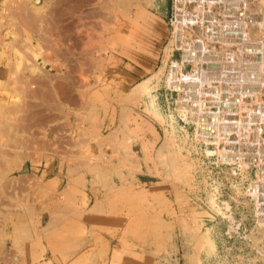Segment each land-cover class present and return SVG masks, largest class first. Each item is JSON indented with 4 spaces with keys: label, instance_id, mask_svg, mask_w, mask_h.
<instances>
[{
    "label": "rangeland",
    "instance_id": "rangeland-1",
    "mask_svg": "<svg viewBox=\"0 0 264 264\" xmlns=\"http://www.w3.org/2000/svg\"><path fill=\"white\" fill-rule=\"evenodd\" d=\"M36 1L0 0V191L6 177L46 180L58 170H82L90 205L112 177L117 200L107 203L119 213L93 215L102 224L70 240L64 254L55 251L54 237L42 239L23 262L15 239L23 231L13 228L23 218L16 205L26 199L0 196V264H264L255 189L262 169L224 157L223 139L200 135L179 106L181 93L168 84L172 61L179 77L196 69L182 62L174 42L173 0ZM201 5L209 7L184 1L192 14ZM223 8L211 7L219 24ZM255 11L264 13V4L245 9ZM195 28H186L185 42L196 38ZM247 29L264 45V29ZM207 47L223 58L240 54L239 46ZM259 93L257 100L242 97L230 117L258 111L264 87ZM255 124L264 140V116ZM133 143L135 160L128 161ZM53 159L70 167L45 172ZM134 172L136 181L128 182ZM38 201L40 209L53 204L41 191Z\"/></svg>",
    "mask_w": 264,
    "mask_h": 264
},
{
    "label": "bare ground",
    "instance_id": "bare-ground-1",
    "mask_svg": "<svg viewBox=\"0 0 264 264\" xmlns=\"http://www.w3.org/2000/svg\"><path fill=\"white\" fill-rule=\"evenodd\" d=\"M184 1L173 0L171 20L174 23V42L183 49L182 62L195 63L196 69L193 73L179 77L178 63L172 61L168 84L181 93L179 106L187 119L196 124L200 135L210 141L223 139L224 157L239 158L245 164L249 161L256 162L264 173V140L260 139L258 130H254V124L259 123V119L264 116V102L258 101V111L251 112L247 117H230L236 113L242 97L257 100L264 87V45L253 38L247 29V25L251 24L262 31L264 13L245 12L248 5L256 2L264 4V0H199L209 7L204 8L201 5L194 14L185 10ZM221 3L224 6L223 24L217 23L215 15L211 12L212 6ZM25 16L26 20L32 19L27 14ZM141 17L145 18L144 13ZM195 26L196 38L185 42L186 28L193 30ZM210 43H220L227 47L239 46L240 54L238 57L232 55L223 58L216 49H208ZM202 96L208 97V100ZM211 106L216 107V110H211ZM17 122L20 124L18 120ZM21 124L20 127L23 126ZM232 133L237 135L236 139L230 138ZM249 134L246 142L240 140V137ZM255 189L257 214L260 219H264V175Z\"/></svg>",
    "mask_w": 264,
    "mask_h": 264
},
{
    "label": "crops",
    "instance_id": "crops-1",
    "mask_svg": "<svg viewBox=\"0 0 264 264\" xmlns=\"http://www.w3.org/2000/svg\"><path fill=\"white\" fill-rule=\"evenodd\" d=\"M135 85L136 84H134L132 88ZM134 145L135 143H133L131 149L127 151L128 161L135 160ZM97 163L100 162H95L93 166L97 168L103 166ZM102 163H105L104 165H112V163ZM46 165L49 169L45 172L53 173L56 167H63L68 164L60 161L57 162L56 165L55 159H53L51 162H47ZM73 165L79 167L83 166V164ZM69 167L70 165L67 166V168ZM102 171L105 172V170ZM82 173V170H80L78 174H68L67 169L64 173L58 170L53 175L48 176L46 180H41L40 176L34 173L6 177L2 192L0 191L1 200L3 201L4 198H13L15 196H17L15 198L19 200L26 199L24 205L21 204L19 207L18 204L16 205V208L19 209L16 213L17 216H23L25 219H19V223L17 220L15 227L18 228H13L15 231H23L15 236L23 252V262H29L27 256H32L34 252L37 253L42 239L48 240L54 237L56 240L55 248H59L55 251H57L58 254H64L70 246V240H74L75 242L81 241L85 237V234L87 235L89 229H98L96 225L102 224L104 218L95 217L93 215L104 216L119 213V211H116V206L111 202L110 204L107 203V199L114 198V183L112 177L107 182L103 183L105 187H103V185L100 186L98 195L99 200L93 201V204L90 205L88 201L90 196L87 191L86 177ZM135 179L134 172L132 178L129 179L128 182L134 183L136 181ZM12 183H16L17 185L13 186ZM30 183L31 187H29ZM40 186L42 187L40 188ZM40 191L45 193L46 197L53 202V204L47 205L48 208L46 206V208L40 209L38 204ZM96 197L97 195L95 198ZM41 220L44 222L42 227ZM89 221L90 226L88 224ZM41 235L44 238H42ZM47 247L49 246L47 245Z\"/></svg>",
    "mask_w": 264,
    "mask_h": 264
},
{
    "label": "water",
    "instance_id": "water-1",
    "mask_svg": "<svg viewBox=\"0 0 264 264\" xmlns=\"http://www.w3.org/2000/svg\"><path fill=\"white\" fill-rule=\"evenodd\" d=\"M37 1H38V0H37ZM37 1H36V2H37Z\"/></svg>",
    "mask_w": 264,
    "mask_h": 264
}]
</instances>
